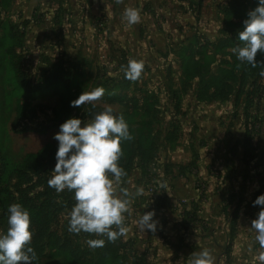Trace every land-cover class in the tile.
Returning <instances> with one entry per match:
<instances>
[{
    "label": "crops",
    "instance_id": "crops-1",
    "mask_svg": "<svg viewBox=\"0 0 264 264\" xmlns=\"http://www.w3.org/2000/svg\"><path fill=\"white\" fill-rule=\"evenodd\" d=\"M239 3L241 0H0V11L6 15L3 27L8 23L30 30L56 29L71 52L81 46V39L90 45L100 36L102 48L115 51L127 63L143 60L146 72L153 70L158 59L159 73L169 77L168 95L176 97L159 105L176 106L177 110L164 144L144 170L138 166L118 183L114 180L116 195L125 198L122 189H126L130 200L124 214L128 231L122 236L125 264H188L194 252L204 249L211 251L214 264H260L258 256L264 249L250 228L261 206H254L259 196L250 191V182L264 181V129L257 137L251 131L246 145L247 117L255 111L256 96L248 100L250 87L242 92L235 84L228 101L201 100L200 78L185 86L182 62L187 48H192L195 59L200 58L198 49L205 42L208 47L202 51L209 58L210 75L218 74L226 61L216 67L211 56H226L217 52L227 23L224 11ZM127 7L140 10L138 24L129 25L124 19ZM11 16L17 19L10 21ZM0 30L3 37L2 27ZM171 63L180 71L179 81ZM123 67L119 65L118 72H124ZM155 82L147 90L135 86L139 93L165 89L163 81ZM134 83L123 76L118 84L129 91L137 90ZM194 169L203 179L202 190L196 186ZM150 183L154 194L146 191ZM140 186L144 194L136 196ZM151 211L158 221L155 232L139 225L142 215Z\"/></svg>",
    "mask_w": 264,
    "mask_h": 264
},
{
    "label": "rangeland",
    "instance_id": "rangeland-1",
    "mask_svg": "<svg viewBox=\"0 0 264 264\" xmlns=\"http://www.w3.org/2000/svg\"><path fill=\"white\" fill-rule=\"evenodd\" d=\"M243 1L241 0V3ZM5 16L3 11H0V28H3L2 25L5 23L3 18ZM15 19L17 18H9L10 21H15ZM5 25L9 26L6 27V30H10V25L8 23ZM42 29L33 28L30 30L28 26H14L9 33L15 36L16 40L9 42L8 47L15 49V58H5L3 51L0 50V172L4 170V166L8 163L21 162L30 153H36L44 149L49 143H58L53 139L60 130L59 128H53L56 123L54 111L57 107L64 104L66 95L64 90L58 89L52 83L55 77L52 67L56 64H62L65 73H68L71 69L80 71L81 75L75 84L77 88H74L73 91L77 94V97L83 92L93 91L102 84L106 85V88H103L105 90L104 95L99 100L73 110L72 118H79L85 122H91L96 114L102 112L107 107L113 109V114L125 110L131 111V109L135 108V105L132 107L125 106L124 104L127 98L131 99L135 96L139 99L141 97L139 89L135 85L145 86L144 89L147 90V87L152 88L154 86L155 81H163L165 89H160V91H152L151 89L149 91L151 92L150 104L152 107L158 109V121L154 128L158 149L159 146L164 144V135L168 131L167 127L177 107H169V105L166 106L164 103L159 105L160 101L167 102L176 96L172 94L170 97L168 95L167 87L170 84V80L167 75L164 78V74L159 73L160 65L158 59H155L156 62L152 71L146 72L143 70L141 77L136 80L134 86L137 90L130 88L128 91L125 87L118 84L121 82V78L125 76L124 72H118V66L122 64L127 66L126 59H123L120 54H116L115 51H108L102 48L103 46L99 40L100 36L97 37V40L95 39V42L90 43V45H86L83 43V39H81V46L71 52V50L65 48L66 39L62 38L63 35L56 29L54 31H49L46 28ZM27 33H29L28 36ZM1 37L2 31L0 30ZM232 49L229 51H232ZM212 57L214 56H211V61L213 63L216 62L214 64L216 67L230 58L229 56H225V58L222 55L219 59L217 57L213 59ZM169 60L171 62L173 59ZM15 63H18V66L22 69L23 75L21 74L20 79L22 80L21 85L25 87L22 93L15 91V85L11 81L12 78H9L6 74V70L8 68L11 69V65ZM171 66H173V69L176 68L175 79L179 81L180 71H178L175 64L171 63ZM260 84L261 86L256 93L257 105L253 115L260 113L263 123L261 131H254L256 137L264 129V77L260 79ZM251 90L249 88L247 91ZM124 95L127 98L122 101L119 97ZM30 128H48L51 129V132L43 135L30 132L28 130ZM56 152L57 150L53 153H47L44 160L36 162L35 172L31 174L28 183L22 187L23 189H25V186L30 188L27 194L25 193L26 199L31 200L38 192H42L46 188L48 189L49 186L46 182L48 181L47 179L52 177L51 172L54 170L56 164ZM42 167L51 169V171L49 175H44L38 179L36 176L37 169L41 171ZM193 175L196 177L198 189H204L203 179L197 169H194ZM254 181H258L261 186L262 179H254ZM252 182L253 180L250 184ZM16 183L17 180L14 179L13 184ZM153 188L150 183L146 191L149 194H154ZM256 189L257 187L254 188L250 185V191L253 194L257 193ZM66 195L67 193H58L56 194V199H53L52 196L51 198L43 197L38 199V202H35L36 204L46 205L49 210L47 213L49 217L47 224H45V231L47 230L49 236L44 235V245L37 251L35 249L37 238L36 227L31 226L33 238L30 246L34 249L37 256L33 264H66L64 257L67 251V243L71 245L70 251L73 252L70 260L72 264H98L100 260L101 252L98 250L99 248L89 247L87 241L90 239H103L105 241L107 237L84 232L79 234L69 232L70 212L76 201L73 195L70 198H67ZM28 202L31 203L30 201ZM1 215H3V210L0 207V217ZM7 219L0 218V235L5 234L8 229ZM45 231L43 229V233Z\"/></svg>",
    "mask_w": 264,
    "mask_h": 264
},
{
    "label": "clouds",
    "instance_id": "clouds-1",
    "mask_svg": "<svg viewBox=\"0 0 264 264\" xmlns=\"http://www.w3.org/2000/svg\"><path fill=\"white\" fill-rule=\"evenodd\" d=\"M123 16L129 25L141 21L140 10L134 7H127ZM239 40L243 42V47L232 49L237 59L252 67L257 64L264 67V61H257L258 53L264 56V0H258V7L249 13V18L244 21V30L239 33ZM122 70L126 79L136 81L143 73L144 62L129 60ZM260 75L264 77V71ZM104 92L102 87L83 92L71 102V106L92 104ZM53 139L58 142V149L48 185L57 193L65 190L74 192L76 203L70 212L69 232L106 236L109 241L124 236L128 231L124 225V214L129 210L130 200L126 198L129 193L122 189L125 198L118 197L114 180L118 183L127 175L118 166L122 156V141L132 139L125 118L122 115L115 116L113 109L107 107L96 114L91 122L79 118L68 119L60 125ZM143 194L144 188L137 187L135 195ZM254 206H261V210L251 222L250 230L255 232L260 249H264V194L254 201ZM8 213V229L0 235V264H33L37 256L30 246L33 238L30 212L20 204H12L8 207ZM155 215V211L142 215L139 220L142 230H157ZM87 243L89 247L96 248L102 247L105 241L90 239ZM258 260L264 264V251L259 253ZM188 264H214V258L210 250L204 249L194 252Z\"/></svg>",
    "mask_w": 264,
    "mask_h": 264
},
{
    "label": "trees",
    "instance_id": "trees-1",
    "mask_svg": "<svg viewBox=\"0 0 264 264\" xmlns=\"http://www.w3.org/2000/svg\"><path fill=\"white\" fill-rule=\"evenodd\" d=\"M258 7V0L253 2H242L237 4L234 8L225 10L227 16L226 28L222 30L221 33H224L219 42L217 43V52L229 56V60L224 62V66L220 69L217 75H210L208 70V56L202 50H206L208 47L207 43H202L200 49H198V56L200 58H194V51L192 48H187L186 53L182 58L183 67L185 69V86L188 83L199 77L200 78V88H199V98L201 100L214 98L222 101H228L235 92V84H239L240 90L243 92V88L249 86L252 90L248 94V100L256 96L258 89L260 88V79L262 76L260 73L264 71V67L260 64H257L256 67H252L246 62L241 63L237 56L229 51L234 47L240 46L243 47V42L239 40V33L244 30V21L249 18V13L255 10ZM235 20V22H233ZM4 26L2 28L4 36L0 39V50L3 51L5 58H15L16 52L13 47H8L9 42L16 40L15 36H12L9 32L12 31L14 26H10V30H6ZM257 61H264V56L257 54ZM53 72L55 77L52 80L54 86L58 89L65 91V102L63 105L57 107L54 111L55 113V125L53 128H59L64 122L72 118L73 110L78 107H72L71 102L76 100L77 94L74 91V88H77V79L80 77V71L78 70H69L65 73L62 64L53 65ZM21 67L18 66V63L11 65V69L6 70V74L11 77V81L15 85V91L22 93L25 90V87L21 85ZM83 74V73H82ZM23 75V74H22ZM102 88H106L103 84L100 85ZM127 88V87H126ZM141 97L138 99L135 96L129 99L126 95L119 97L120 99L127 98L125 106H134V109L131 111H122L117 112L114 115L119 117L123 116L126 122L129 125L130 133L132 139L129 141H122V156L118 161V166L121 167L126 173L127 177L133 170L140 166L143 170L154 160L158 147L156 144L154 128L155 124L158 121V109L151 106V94L148 92L140 93ZM240 95H238L239 97ZM256 98V97H255ZM62 104V103H61ZM137 106V107H136ZM262 118V115L256 114L247 117L248 120V134L249 137L246 140V145L248 147L251 141V131H253L251 125L257 123ZM30 132L40 133V134H49L51 129L42 128V129H28ZM251 136V137H250ZM58 143L51 142L44 149L36 152L30 153L26 156L21 162L18 163H8L4 166V170L0 175V207L3 210V215L1 219H7L8 207L12 204H20L25 209L30 212L31 217V226H35L36 231V241L35 249L38 251L44 245V235L47 237V230L45 231V224L48 220V208L44 204H36L38 199L43 197H48L56 199V194H58L54 188L48 187L42 192H36L37 194L31 200L26 199L25 193L29 191V187L25 186V189L22 187L26 185L31 177V174L36 170V162L44 160L47 153H53L58 149ZM48 168L42 167V170L37 169L38 179L44 175H49ZM16 179L17 183L13 184V180ZM49 181V179H47ZM48 181L46 182L48 184ZM44 183V181H43ZM49 186V185H48ZM47 190V191H46ZM61 193H67L66 197L70 198L74 196V192H69L65 190ZM261 194H258L260 196ZM162 197V195H161ZM17 201V202H16ZM30 201L31 203H29ZM16 202V203H15ZM44 229V233H43ZM115 230V226H113ZM63 246V245H62ZM61 246V248H62ZM70 244H66L67 251L65 252L66 264H72L71 258L72 253L70 251ZM101 252L100 260L98 264H125L126 257L122 253L123 243L122 237H119L115 241L105 240V243L102 247H98ZM135 264H141L136 262Z\"/></svg>",
    "mask_w": 264,
    "mask_h": 264
},
{
    "label": "built area",
    "instance_id": "built-area-1",
    "mask_svg": "<svg viewBox=\"0 0 264 264\" xmlns=\"http://www.w3.org/2000/svg\"><path fill=\"white\" fill-rule=\"evenodd\" d=\"M262 123H263V118H261L257 123H254V125L252 124L251 125V127H252V129H253V132L255 131H261L262 130V127H261V125H262ZM254 132V133H255ZM252 187H257V194H264V181H262V184H261V186H260V183L258 182V181H253L252 182ZM154 190V188L152 189V191Z\"/></svg>",
    "mask_w": 264,
    "mask_h": 264
}]
</instances>
